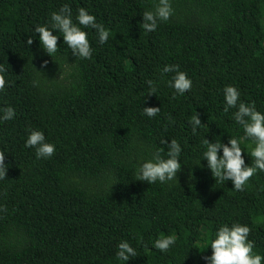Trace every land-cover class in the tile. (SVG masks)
I'll return each instance as SVG.
<instances>
[{"label":"trees","instance_id":"trees-1","mask_svg":"<svg viewBox=\"0 0 264 264\" xmlns=\"http://www.w3.org/2000/svg\"><path fill=\"white\" fill-rule=\"evenodd\" d=\"M170 2L171 18L145 32L142 13L158 0H0V64L9 81L0 108L16 112L0 120L8 166L0 264H208V241L233 222L251 228L254 252L264 256V172L236 191L231 181L216 182L202 146L205 138L227 144L244 136L235 109L223 111L227 85L264 112V0ZM64 4L74 22L84 7L110 31L100 45L96 30L84 29L91 59L73 55L58 32L53 57L34 31ZM165 65H179L191 91L173 98L175 73L162 74ZM148 80L156 94L147 95ZM144 107L161 110L150 118ZM197 113L203 125L193 135L189 118ZM30 129L55 144L51 158L25 147ZM172 138L182 147L177 179L136 181L138 164L158 149L166 158L161 141ZM241 147L251 165L254 142ZM161 235L177 237L168 252L153 247ZM122 240L137 250L129 261L116 258Z\"/></svg>","mask_w":264,"mask_h":264},{"label":"clouds","instance_id":"clouds-1","mask_svg":"<svg viewBox=\"0 0 264 264\" xmlns=\"http://www.w3.org/2000/svg\"><path fill=\"white\" fill-rule=\"evenodd\" d=\"M174 13L170 0H158L152 9H147L142 13L143 22L140 27L145 32H154L159 22L168 21ZM84 29L96 30L98 43L105 44L110 37V31L101 23L97 22L94 14H90L84 7L78 8L76 22L72 18V9L69 4L61 6L59 11L50 14V23L37 25L34 28L39 35L43 49L51 56L58 51L59 36L54 32L62 33L64 44L67 45L73 55L79 59H91L93 49L88 38V32ZM27 45H32L33 38L26 41ZM46 63V62H45ZM8 69L0 64V92L4 91L9 81L6 79ZM164 73H175L168 85L174 89L173 98L177 94L183 95L191 91L193 81L187 73L180 70L179 65H165L162 69ZM148 85L147 95L157 93L156 82L146 81ZM224 113L232 112V119L243 129V137L231 136L227 144L221 140L210 142L207 138L202 140L205 147L203 159L207 160V167L211 170L216 182L231 181L234 190L243 191L247 182L257 174L258 171L264 172V112L257 110L255 101L251 103L240 99V90L227 85L224 90ZM159 107H144V114L152 118L160 113ZM0 120L8 121L14 119L16 112L14 107L5 106L0 108ZM169 122L174 123L169 116ZM189 124L193 135L203 125L199 113L189 118ZM250 139L254 142L251 148V165L246 164L244 150L241 141ZM167 145V153L161 155L162 150L158 149L151 159L138 164L135 170L136 181H147L154 184L157 181L167 183L177 179V174L181 170V144L175 139L168 143L167 139L161 141ZM26 148H35L37 159L51 158L56 151L55 144L47 142L43 131L30 129L27 137ZM221 149L223 154L220 155ZM8 166L5 164V152L0 150V180L7 177ZM0 211L6 208L0 207ZM251 228L239 222H233L231 226L223 224L214 234V239L208 241L212 249L211 256L204 257L208 264H261L264 256L255 253V241L250 240ZM177 237L175 235H161L153 242V247L161 252H168L175 245ZM147 248V244L144 245ZM116 258L121 261H129L130 258L137 256V250L131 246L128 240L119 242Z\"/></svg>","mask_w":264,"mask_h":264}]
</instances>
